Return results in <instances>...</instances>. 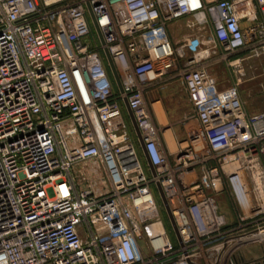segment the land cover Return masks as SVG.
Here are the masks:
<instances>
[{
    "label": "built area",
    "instance_id": "built-area-1",
    "mask_svg": "<svg viewBox=\"0 0 264 264\" xmlns=\"http://www.w3.org/2000/svg\"><path fill=\"white\" fill-rule=\"evenodd\" d=\"M180 19L211 28L207 50L172 43ZM218 51L264 56V0H0V264H264L242 251L264 244V111L217 90L201 62ZM177 72L196 115L172 154L145 92Z\"/></svg>",
    "mask_w": 264,
    "mask_h": 264
},
{
    "label": "rangeland",
    "instance_id": "rangeland-1",
    "mask_svg": "<svg viewBox=\"0 0 264 264\" xmlns=\"http://www.w3.org/2000/svg\"><path fill=\"white\" fill-rule=\"evenodd\" d=\"M247 55V53L237 54L232 56L229 61L224 59V54H222L221 51H218L217 55L205 56L201 64H206L205 66L211 74V79L215 83L217 90L225 91L230 88H236V94L243 101L248 111L261 112L264 111V56L241 61L237 65H230V62L238 59L243 60L247 57ZM107 67L113 85L115 89L118 90L119 87L115 76L109 65H107ZM171 81L177 82V84H174L172 87L169 85L160 89V94L163 97V103H156L155 108H159L160 110L158 113L156 112L159 127L167 128V131L171 134V138L170 135L165 137L168 141L167 149L174 152L179 143L186 139V129L184 126L185 117H190V115H193V112L191 110L192 105L188 100V94L184 90L183 85L180 83L178 72L174 74V77L164 79L163 82H161V85H165ZM189 97L192 101L190 94ZM185 111L187 114L184 113ZM169 138L172 139L173 144L175 143L174 146L171 145ZM90 169H98L101 176L98 178L94 175H86V172ZM103 173L104 166L102 164L98 166L95 163L83 162L76 166L73 175L77 184H79L81 188L85 189L88 187H97L102 179ZM103 184L104 183H102V185ZM226 199L227 198L224 197L221 199V202L225 203ZM159 204L165 220L166 228L168 229L172 239L175 240V233L170 226L168 215L165 212V207L161 199ZM242 251L244 254L254 255L259 259L264 256V244L247 245L242 249Z\"/></svg>",
    "mask_w": 264,
    "mask_h": 264
},
{
    "label": "crops",
    "instance_id": "crops-1",
    "mask_svg": "<svg viewBox=\"0 0 264 264\" xmlns=\"http://www.w3.org/2000/svg\"><path fill=\"white\" fill-rule=\"evenodd\" d=\"M168 33H169V36L171 38L172 43L175 46H180L183 43H185V44H188L189 46H192V48H195L196 50H205L208 48L206 40L209 36H211L212 30L208 26H206L205 28H197V29L191 30V29L187 28L186 20L180 19V20L168 25ZM192 54H193L192 50L188 51L189 57H191ZM202 65H206V64H202ZM161 82H163V81H160V82L153 84L145 92L146 102L149 105V107L154 108L155 113L157 112V109L155 108L156 103H163V97L160 94V89H162L165 86L167 87V86L171 85V87H172V86H174V84H177V82L171 81V82L166 83L165 85L164 84L161 85ZM180 83L183 85L184 90L188 94V100H189L190 104L192 105L191 110L193 112V115H190V117H187L186 116L187 112L186 111L184 112V113H186L184 126H185V129H187V121L191 117L196 115V110H195L193 101H191V99L189 97V92H188L185 84L181 80V78H180ZM123 112H124L125 118L127 119L128 123H129V129H130L131 135L133 137H135L136 131H135V128H134V125L132 122L130 111L128 110L125 102H123ZM248 112H250V111H248ZM250 113H255V112H250ZM157 117L158 116L156 113V118ZM169 141H170L171 145L174 146L172 139H170ZM168 152L173 154L175 151L171 152V150H168ZM139 155H140V158H141L145 168L147 170H149L150 166H149L148 158H147L143 148H139Z\"/></svg>",
    "mask_w": 264,
    "mask_h": 264
},
{
    "label": "water",
    "instance_id": "water-1",
    "mask_svg": "<svg viewBox=\"0 0 264 264\" xmlns=\"http://www.w3.org/2000/svg\"><path fill=\"white\" fill-rule=\"evenodd\" d=\"M89 13H90V17H91V20H92V23H93V27H94L95 31L97 32V34H98V36H99V38H100V41H101L102 45H104V40H103L102 34L100 33V31H99V29H98V26H97V24H96V20H95L94 15H93V13H92V11H91L90 8H89ZM104 51H105V57H106V59H107V63H108V65H109L111 71L113 72V74H114V76H115V79H116V81H117L118 87H119L120 90H122V86H121V82H120V77H119L118 70H117L116 66L114 65V63H113V61H112V58H111L109 52L107 51V49H105ZM124 100H125V103H126V105H127L128 110L130 111V115H131V118H132V122H133V125H134V128H135V131H136V133H137V135H138V137H139L141 147L143 148L144 152L146 153V151H145V147H144V140H143V138H142V136H141V134H140V131H139V129H138L137 123H136L135 118H134V116H133V112H132V110L130 109V106H129V104H128L127 99L125 98ZM148 162H149L150 169L152 170V172H153L154 175H155V169H154L153 165L151 164V162H150L149 160H148ZM157 188H158V191H159V193H160V196H161V199H162V201H163V204H164V206H165L166 213H167V215H168V217H169V219H170V221H171L172 227L174 228V231H175V233L177 234L176 226H175V224H174V220H173V218H172L171 212H170V210H169V208H168V205H167V202H166V200H165L164 193H163V191H162V189H161V187H160L159 185H158Z\"/></svg>",
    "mask_w": 264,
    "mask_h": 264
},
{
    "label": "bare ground",
    "instance_id": "bare-ground-1",
    "mask_svg": "<svg viewBox=\"0 0 264 264\" xmlns=\"http://www.w3.org/2000/svg\"><path fill=\"white\" fill-rule=\"evenodd\" d=\"M158 111H160L159 108L157 109V113H158ZM158 115H159V114H158ZM169 135H170V137H171L170 132H169V131H166V132H165V137H166V136H169ZM169 139H170V138H169ZM173 141H174V140H173ZM167 143H168V141H167ZM174 144H175V143H174ZM168 145H169V144H168ZM169 147H170V146H169Z\"/></svg>",
    "mask_w": 264,
    "mask_h": 264
},
{
    "label": "trees",
    "instance_id": "trees-1",
    "mask_svg": "<svg viewBox=\"0 0 264 264\" xmlns=\"http://www.w3.org/2000/svg\"><path fill=\"white\" fill-rule=\"evenodd\" d=\"M91 32H92V35H95V31L92 27H91Z\"/></svg>",
    "mask_w": 264,
    "mask_h": 264
}]
</instances>
